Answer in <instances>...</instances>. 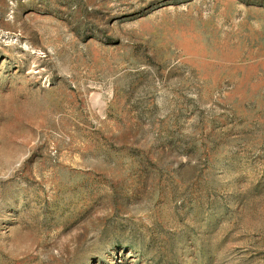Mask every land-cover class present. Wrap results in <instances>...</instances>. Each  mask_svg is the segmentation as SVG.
<instances>
[{
    "label": "rangeland",
    "instance_id": "rangeland-1",
    "mask_svg": "<svg viewBox=\"0 0 264 264\" xmlns=\"http://www.w3.org/2000/svg\"><path fill=\"white\" fill-rule=\"evenodd\" d=\"M0 264H264V0H0Z\"/></svg>",
    "mask_w": 264,
    "mask_h": 264
}]
</instances>
